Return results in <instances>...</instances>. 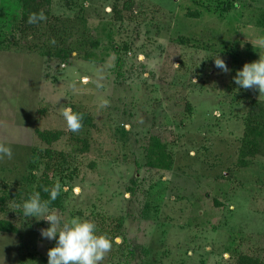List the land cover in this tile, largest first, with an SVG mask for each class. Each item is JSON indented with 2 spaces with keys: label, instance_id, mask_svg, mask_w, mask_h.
<instances>
[{
  "label": "rangeland",
  "instance_id": "374dc122",
  "mask_svg": "<svg viewBox=\"0 0 264 264\" xmlns=\"http://www.w3.org/2000/svg\"><path fill=\"white\" fill-rule=\"evenodd\" d=\"M21 6L0 0V264H48L50 225L22 207L41 179L62 223L112 240L102 264H264V94L233 79L264 54V0H49L28 30Z\"/></svg>",
  "mask_w": 264,
  "mask_h": 264
},
{
  "label": "clouds",
  "instance_id": "9594fccd",
  "mask_svg": "<svg viewBox=\"0 0 264 264\" xmlns=\"http://www.w3.org/2000/svg\"><path fill=\"white\" fill-rule=\"evenodd\" d=\"M45 19L43 12L31 13L28 23L35 24ZM213 60L215 67L223 73L230 72L225 61L219 55ZM175 66L179 68V65L175 64ZM233 79L240 88L255 89L260 95L264 94V54H260L257 61L245 63L242 69L236 72ZM193 82L196 83L195 80ZM59 112L69 131L76 133L83 128V114L74 112L71 107L67 106L60 107ZM5 156L11 159L12 149L4 143H0V160ZM74 190L80 191L79 188ZM43 191L49 194L50 200L54 201L62 191V185L57 180L51 188L44 187ZM22 207L24 216H41L42 220L50 225L48 228L39 230L42 238L56 242L55 246L47 252L48 264H102L112 249V240L107 234H98L97 226L93 221L77 216L62 223L61 217L55 210L49 211V201L42 200L39 191L34 192L25 200Z\"/></svg>",
  "mask_w": 264,
  "mask_h": 264
},
{
  "label": "trees",
  "instance_id": "16d2710c",
  "mask_svg": "<svg viewBox=\"0 0 264 264\" xmlns=\"http://www.w3.org/2000/svg\"><path fill=\"white\" fill-rule=\"evenodd\" d=\"M21 10H20V17L18 20V24H21L24 26V29H34L35 24L28 23V18L31 13H40L41 7L44 5H49V0H21ZM41 22V21H39ZM47 29L51 30L53 27L47 26ZM56 38H52L54 45V51L52 53H49L47 50L46 56L57 58L62 61H65L69 57L68 51L65 49V47L60 48V45H57ZM60 42V41H58ZM62 45V44H61ZM77 112V111H74ZM79 113V112H78ZM82 114V113H81ZM83 125L84 126H93L92 118L88 115L83 113ZM35 134L37 137L46 144H51L52 142H55L60 139L62 136L61 131H48V130H36ZM153 141L151 143L150 152L158 153L160 156L162 155L163 150H165L164 146H161L159 141H156L155 138H152ZM46 153H49L46 150ZM47 181L41 179L37 186H36V192L39 191L42 198H49L48 193H45L43 191V188L47 186ZM0 232H7V233H14L16 232V228L9 223L8 221H0ZM236 264H261V262L252 257L248 256H240L236 262Z\"/></svg>",
  "mask_w": 264,
  "mask_h": 264
}]
</instances>
